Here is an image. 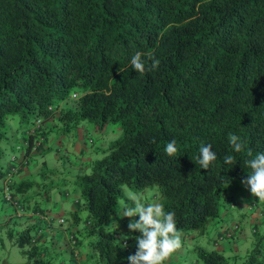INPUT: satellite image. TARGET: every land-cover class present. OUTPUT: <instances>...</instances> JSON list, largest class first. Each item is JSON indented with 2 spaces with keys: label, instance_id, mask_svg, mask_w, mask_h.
Wrapping results in <instances>:
<instances>
[{
  "label": "trees",
  "instance_id": "16d2710c",
  "mask_svg": "<svg viewBox=\"0 0 264 264\" xmlns=\"http://www.w3.org/2000/svg\"><path fill=\"white\" fill-rule=\"evenodd\" d=\"M137 52L145 60L154 56L158 67L133 70L130 60ZM36 118H53L55 131L64 134L85 119L96 130L112 120L121 127L122 134L73 180L85 207L86 235L92 236V264H129L127 257L137 250L131 240L136 232L123 230L127 240H121L112 223L118 211L134 206L122 185L137 192L154 185L180 232H202L209 219H216L214 229L230 222L237 198L227 189L251 173L246 160L264 153V0H0V139L11 120L28 154L27 130ZM34 132L40 144L46 142V126ZM230 134L240 137V152ZM173 139L178 152L170 157L165 147ZM202 144L217 154L207 170L195 159ZM227 155L234 157L232 165L224 162ZM7 170L0 169V178ZM23 184L10 185L11 199L38 211L39 220L15 235L26 256L19 264H50L48 248L39 241L45 211L36 200L17 198ZM74 206L70 214L78 223L79 200ZM230 224L236 239L238 223ZM229 225L215 242L226 239ZM251 225L254 243L240 264H264L261 236ZM69 235L63 251L72 264H88L80 261L76 231ZM48 239L49 247L58 245L53 234ZM193 249L199 264L241 259L213 247Z\"/></svg>",
  "mask_w": 264,
  "mask_h": 264
},
{
  "label": "rangeland",
  "instance_id": "374dc122",
  "mask_svg": "<svg viewBox=\"0 0 264 264\" xmlns=\"http://www.w3.org/2000/svg\"><path fill=\"white\" fill-rule=\"evenodd\" d=\"M10 121L7 120V127L2 129L6 136L0 139V169L11 162L12 156L18 159L23 153V149L17 150L15 148L21 142V131L16 128V124ZM121 134V127L117 120L109 121L97 130L90 121L85 119L67 134L61 133V131H49L47 140L42 144L41 149L32 150L28 156V164L19 170L18 173L12 175L11 181L13 183H24L23 191L17 193V198L24 199L26 196L29 199V204L36 200L47 215L63 218L61 224L53 222L46 229H43L45 230L43 231V238L39 240L43 241V245L48 248L45 259H49L50 264L73 263L69 257V253L63 251V247L68 243L66 236L69 231H76V236L81 241L80 246L77 248V251L80 253V261L87 262L88 264L93 263L96 256L88 257L90 252L88 241L92 236L86 235L88 226L82 222L83 216L86 214L85 207L80 198L79 189L73 180L81 174L86 173L89 163L101 157L108 143L118 138ZM241 180L236 185L242 187L239 191L242 200L236 199L235 207L229 211L231 221L226 222L229 225L231 222L237 221L239 226L235 248L236 254L241 259H238L236 264H240L246 252L251 250L255 237L252 234L251 222L257 220L255 218L257 209L264 207V201L253 197L250 190L241 183ZM2 187L3 183L2 179H0V197L3 194ZM46 187H49V190L45 194L40 195L39 192L45 190ZM228 189L226 194L232 196L230 194L231 191H228ZM122 190L124 196L129 200H131L129 198L130 194L134 193L145 203H152L153 201L160 203V197L154 185L145 186L143 190L138 192L132 191L127 186L122 185ZM73 198H78L77 200H79L78 223L72 221L69 211ZM118 204L120 206L123 205V201L118 200ZM10 209V203L2 201L0 198V264H19L26 261V256L15 244V235L29 225L30 222L37 220L35 216L27 218L25 216H10ZM23 213L25 214L26 211ZM129 219L137 220L136 217H127L125 223H121L118 220L116 222L122 234L123 229H128L126 226L129 223ZM215 220L209 219L202 232L193 229L181 232L182 248L175 253V258L165 261V264H199L196 261L197 256L193 246L198 244L205 248L214 247L206 239L209 236H215ZM10 232L12 233L11 236L9 235ZM50 234L55 236V240L58 239V245L53 248L49 247L50 239L48 238ZM137 236H140L139 232H136L133 237ZM256 236H261L259 245L264 249V223L259 225ZM131 240L136 241L135 238H131ZM27 246L25 244L23 248H27ZM60 252H63V254L59 255ZM55 255L57 256L55 257Z\"/></svg>",
  "mask_w": 264,
  "mask_h": 264
},
{
  "label": "clouds",
  "instance_id": "9594fccd",
  "mask_svg": "<svg viewBox=\"0 0 264 264\" xmlns=\"http://www.w3.org/2000/svg\"><path fill=\"white\" fill-rule=\"evenodd\" d=\"M147 60H151L150 66H147ZM147 60L143 59L142 54L137 52L131 57L130 64L133 70L139 73H144L146 71L156 69L160 63V61L154 56H149ZM75 96L76 95L74 94V96L72 95L71 97ZM46 123H50V127L46 128H48L49 131L54 132L55 125L53 118L43 120L42 122L39 118H36L35 121L32 122L29 126L27 135L32 134V144L29 149V153L32 150L36 151L41 149L42 144L45 143L44 142L40 144L39 140L41 139V136H37L34 131L41 124L46 126ZM88 141L91 142L90 139H88ZM229 142L234 148L235 152H240L242 150L243 145L239 136L230 134ZM26 146L27 142L24 141L20 142L15 147L17 150L23 149V153L18 159H16L15 156L11 157V162L5 166L8 167V170L5 171L3 177L0 178L2 179L3 183V187L1 189L3 193L2 196L4 200L11 205L10 216H25V218L30 216L36 217L39 212L19 208L16 200L11 199L12 197L10 194V185L17 184L11 181L12 175L18 173L19 170H21L25 165L28 164L29 153L25 154ZM165 152L170 157L177 154L178 149L176 147L175 139L167 143ZM248 155H252L251 150H249ZM195 159L196 162L201 166V169L207 170L209 169L210 165L217 159V154L212 151L210 144H202L199 148V155ZM224 162L226 164L232 165L234 163V157L232 155H227L224 157ZM245 164L251 169V173L247 175V179H242L241 183L250 190L253 197L259 199L260 201H264V153H258L254 159L246 160ZM129 198L132 200L134 206L124 207L123 210L118 211L117 215L112 219V223L117 225V220L121 223H125L127 217H139L138 220L129 219V223L126 226L128 227L129 232L140 233V236L134 237L137 244V250L134 255H130L127 257L129 264H165V261L169 260L178 250L182 248L181 232L177 229L176 226L175 213L171 211L166 212L163 204L159 202L153 201L152 203H145L134 193L130 194ZM77 199L78 198H73L71 200V205L73 207H71L69 211H73L76 209L74 203L77 202ZM24 211H26L25 214L23 213ZM21 212L22 214L20 215ZM40 214L45 223L43 221L41 222L43 223V227L38 229L39 233L43 234V231H45L43 229H46V227L53 222H56L57 224H61L63 222V218L60 216L53 217L51 215H47L46 213ZM258 214H260L259 211ZM38 220L39 219L34 222H38ZM107 222H109V220ZM31 223L32 222H30L29 225H31ZM235 229L236 226H234V224H230L228 226L227 231L224 234L226 240L233 241L235 239V237L233 238ZM228 233L229 235H227ZM51 235L52 234H50L49 236ZM69 236L70 235L68 232L66 236L68 237L67 239H69ZM121 240H127V236L121 234ZM121 245L122 248H127L126 243ZM78 255L79 253L75 252V258L77 259L76 261L79 260L77 258Z\"/></svg>",
  "mask_w": 264,
  "mask_h": 264
},
{
  "label": "crops",
  "instance_id": "0c3cea01",
  "mask_svg": "<svg viewBox=\"0 0 264 264\" xmlns=\"http://www.w3.org/2000/svg\"><path fill=\"white\" fill-rule=\"evenodd\" d=\"M47 124V123H46ZM50 125V123H48L47 125H46V127H50L49 126ZM53 129V128H52ZM240 189H242V187L241 186H238V185H236L235 187H231V188H229L228 189V191H231V195H234L236 198H239V199H241V196H240V194H239V191H240ZM231 198H232V196H230ZM235 198V199H236ZM242 200V199H241ZM71 207H73L72 205H71ZM261 208H258L257 209V212L255 213V218L257 219V220H253V222H251V224H253L254 225V227H256V228H258L259 227V225L260 224H262V223H264V214L262 213L261 214V216H259V214H258V211L260 210ZM259 217V218H258ZM221 218H226V216H225V213H222V215H221ZM225 224L226 223H220V226L217 228H215L214 229V233H215V236H209V237H207V242L209 241V242H212L213 244H214V247H215V249H218V250H224L226 253H232V254H236V248H235V242H236V239H234L233 241H228V240H226V239H223V240H217L216 239V242H215V237H216V235L217 234H219L220 233V231H221V229H223L222 227H223V225L225 226ZM259 224V225H258ZM124 227H125V225H123ZM211 237V238H210ZM213 247V248H214Z\"/></svg>",
  "mask_w": 264,
  "mask_h": 264
},
{
  "label": "built area",
  "instance_id": "2783aa9c",
  "mask_svg": "<svg viewBox=\"0 0 264 264\" xmlns=\"http://www.w3.org/2000/svg\"><path fill=\"white\" fill-rule=\"evenodd\" d=\"M73 96H74V94H73ZM227 235H229V233Z\"/></svg>",
  "mask_w": 264,
  "mask_h": 264
}]
</instances>
